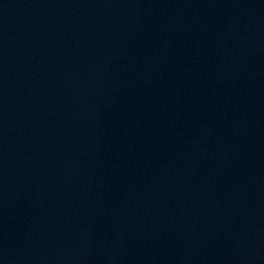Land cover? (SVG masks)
<instances>
[{
  "label": "water",
  "instance_id": "1",
  "mask_svg": "<svg viewBox=\"0 0 264 264\" xmlns=\"http://www.w3.org/2000/svg\"><path fill=\"white\" fill-rule=\"evenodd\" d=\"M264 211V0H0V264H144Z\"/></svg>",
  "mask_w": 264,
  "mask_h": 264
}]
</instances>
